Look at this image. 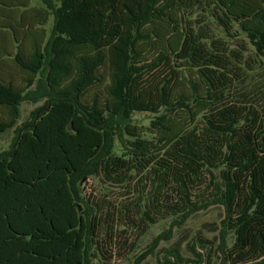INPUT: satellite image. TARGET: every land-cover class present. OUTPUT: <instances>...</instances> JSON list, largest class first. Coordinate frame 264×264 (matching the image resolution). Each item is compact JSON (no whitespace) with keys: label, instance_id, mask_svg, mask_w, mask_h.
Returning a JSON list of instances; mask_svg holds the SVG:
<instances>
[{"label":"trees","instance_id":"16d2710c","mask_svg":"<svg viewBox=\"0 0 264 264\" xmlns=\"http://www.w3.org/2000/svg\"><path fill=\"white\" fill-rule=\"evenodd\" d=\"M200 5L264 65V0H0V142L16 131L0 151V264H103L102 208L81 184L100 175L171 189L180 222L222 205L205 263L264 264V115L242 91L227 100L240 51L181 21ZM25 102L43 103L19 125ZM136 112L155 114L148 133ZM182 244L165 252L202 264Z\"/></svg>","mask_w":264,"mask_h":264},{"label":"rangeland","instance_id":"374dc122","mask_svg":"<svg viewBox=\"0 0 264 264\" xmlns=\"http://www.w3.org/2000/svg\"><path fill=\"white\" fill-rule=\"evenodd\" d=\"M40 4L41 0H32L33 6L39 7ZM20 11H23V8L15 10L16 13H21ZM211 13L210 7L200 5L185 13L181 21L189 27L197 26L204 37H213L215 41L221 40L227 50L240 51L241 55L239 54L236 59L232 57L237 65L239 76H234V84L227 100H241L242 96L239 92L242 91L264 115V103L262 102V97L264 99V65L254 56V46L244 33L237 32V28L230 29L229 32L211 16ZM176 18L180 19L179 14ZM204 22L206 26H203ZM51 25L50 21L46 26L48 30ZM10 46L13 48V43ZM42 103L25 102L23 117L19 125L29 120L31 112ZM153 119H155L154 113L136 112L132 123L138 127L139 132L148 133L147 130L151 128L150 124ZM15 134V129L2 134L0 151L11 146ZM116 151L121 153L119 141H117ZM219 171V169L215 170L217 176H219ZM122 179L120 177L116 180L109 179L100 175L86 177L82 183L84 196L88 198L91 195L90 197L98 201L102 208V224L99 230L102 263L135 264L137 259L144 255L139 264H180L174 253L165 251L175 247L178 242L182 244L185 241L180 247L184 256L195 257L187 246L190 243L202 256V264H206L210 246L212 244L217 246L219 237L220 240L223 239L219 230L224 218L223 206L212 204L208 207H201L185 222H180V217L167 206L168 201L172 205L171 201L176 200V197H171V189L159 195L153 187L155 180H151L146 175L131 177L129 185ZM164 193H167L169 198L165 199ZM155 197L165 200L164 206L158 204ZM176 217L178 220L174 221ZM170 232L172 237L166 238ZM162 233L164 236L159 239L158 244H155V239ZM224 239L231 246L234 242V233L226 234ZM222 257V252H219L214 256V261L219 264Z\"/></svg>","mask_w":264,"mask_h":264},{"label":"crops","instance_id":"0c3cea01","mask_svg":"<svg viewBox=\"0 0 264 264\" xmlns=\"http://www.w3.org/2000/svg\"><path fill=\"white\" fill-rule=\"evenodd\" d=\"M10 42H11V41H9V46L12 45V43H10ZM10 47H11V46H10ZM11 48H12V47H11ZM12 49H13V51L15 50V45H14V43H13V48H12Z\"/></svg>","mask_w":264,"mask_h":264},{"label":"water","instance_id":"95a60500","mask_svg":"<svg viewBox=\"0 0 264 264\" xmlns=\"http://www.w3.org/2000/svg\"><path fill=\"white\" fill-rule=\"evenodd\" d=\"M85 178H86V177H84L83 181L85 180ZM83 181H82V183H83ZM82 183H81V184H82Z\"/></svg>","mask_w":264,"mask_h":264}]
</instances>
